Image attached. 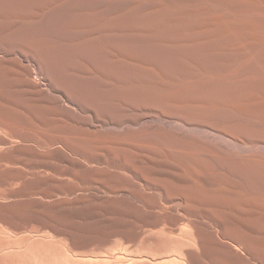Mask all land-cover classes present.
Returning <instances> with one entry per match:
<instances>
[{"label":"bare ground","instance_id":"1","mask_svg":"<svg viewBox=\"0 0 264 264\" xmlns=\"http://www.w3.org/2000/svg\"><path fill=\"white\" fill-rule=\"evenodd\" d=\"M30 63L93 120L7 155L108 175L1 203L41 211L0 224V264H264V0H0V115L56 111L21 101L54 94Z\"/></svg>","mask_w":264,"mask_h":264},{"label":"rangeland","instance_id":"2","mask_svg":"<svg viewBox=\"0 0 264 264\" xmlns=\"http://www.w3.org/2000/svg\"><path fill=\"white\" fill-rule=\"evenodd\" d=\"M30 64H31V65H29L30 67L32 65H34L32 63H30ZM31 69L33 71L32 80L37 82L36 80L39 79L40 81L38 80L37 83H39L42 86V88L44 86L47 87L48 86L46 84L47 82L45 80H43V79L41 80V75H40L37 67L36 66H32ZM35 74H37V75H35ZM35 77H37L38 79H35ZM44 82H46L45 83L46 85L44 84ZM45 87L43 89L44 90L46 89L45 91L50 93V91H51L50 88L49 87L45 88ZM52 92L53 91H51V93ZM53 93H54L53 95L51 94L52 96H50L48 94V97H47V95H45V96H43L41 98H35V97H32V96H26V97H22L21 101L25 102V103H30V102L32 104L34 103L36 106H39V107H50V106H53L52 105V103H53L54 106H55V107L54 106L53 107L56 110L55 112L54 111H43V112L38 114L39 117H40L38 119L31 112L22 111V110L21 111L19 110L18 112L15 113V114H18V118L15 117L16 116L15 114H11V113L10 114L7 113L6 115H3V114L0 115V120H1L0 121V136H1V138L3 136V139L2 140L0 139L1 140L0 141V171H8V170L9 171H16L19 174L25 175L26 179H28V180H32L36 175L43 176V177L48 176V177L54 178L55 182L34 183V184H32L31 186L28 187V189H30L31 193H33V194L27 195L26 191L24 190L25 184H24L23 180L12 179V178H10L8 176L0 177V199L2 200V201H0V204L1 203L2 204L8 203L6 200H8L9 202L19 201V199H21V201H24V200L29 199V198L43 200L42 199L43 198L42 195H40L41 193H51V194H55V195L58 194V197H63L64 195H65L64 197H66V196H71L72 197L73 195L75 196V195H78V194H84V195H89L90 193L96 194L95 191L98 192L99 190L100 191L103 190L100 184H102L103 182L106 181L105 177L108 174H106V173L105 174L104 173H97L96 174V173H93V172H84V171L82 173L81 170L72 167L73 166V162L71 161L72 159H68L67 160V158H55V157L47 158V159L46 158H40V157H38L37 155H35V154L31 153V152L23 153V154L20 153V154L7 155L11 151L10 149L15 146V143L17 144V143L21 142L22 140H23V142H21L22 145H24L26 143L25 145L26 146L28 145L27 147L30 148L32 152H34V151H38V152L39 151L40 152L44 151V147L41 144H39L38 141L29 140V139H25L24 140L22 137L26 136V131L28 129L44 128V127H51V126H55V125H60L58 123H54L53 122L57 118V116L59 118H62V120L64 118V122L61 119L59 120V118H57L59 121H61V124H67V123L68 124H70V123L72 124L71 121H73V122L77 121V122H75L72 125L71 124L67 125L69 128H72V129L75 127L76 123L81 121V119H82L83 122L86 119L88 120L89 118H90V121L93 120V118L91 117L93 115L89 112V110H87V109H78L79 107L76 105V103L74 101L69 100L68 98H64V97L60 96L59 93H56V92H53ZM56 95L59 97L58 99H57ZM60 99L61 100L63 99L61 101V102H63L62 103L63 105L61 104V102L59 103ZM50 101H51V104L49 106L48 104L50 103ZM64 103L65 104L67 103V105H69V106L71 105L72 107L71 106L69 107V106L66 105L67 108H64L65 107ZM56 107H57V109H56ZM73 107H75L76 109H74ZM45 112H47V113H45ZM83 112H85V113H83ZM58 113L59 114L63 113V114L62 115L60 114V116H59ZM78 113L80 115H82V116H80ZM86 113H88V114H86ZM13 115H15V116H13ZM38 115H37V117H38ZM63 116H65V117H63ZM86 116H88V117L85 118ZM79 117H80V119H79ZM37 122H39V123H37ZM83 124H85V123H83ZM83 124L80 123V125H83ZM3 131H4L5 135L3 134ZM18 137H20V141H19ZM13 138H14V140H13ZM21 143H19V144H21ZM10 144H12V145H10ZM70 157H75V156L70 154ZM48 159L49 160L52 159V160H54V162H51L52 160L48 161ZM56 160H58L60 163L58 161H56ZM57 163H59L60 165H63V166H60ZM75 169H77V170H75ZM2 174L5 175V173H0V176ZM103 178H105V179H103ZM85 190L87 191L86 193H84ZM80 191L83 192V193H81ZM15 192H16V194H15ZM70 192H74L75 194L69 195ZM92 194H90V195H92ZM19 195L21 197H19ZM37 195H40L41 197L40 196L38 197ZM14 197L18 198V199L15 200ZM10 198H12V199H10ZM44 201H47V198L46 199L44 198ZM25 209L26 208L6 209V210H3V211L0 210V224L5 221L4 220L5 218H8V219L12 218L15 222H19L21 217H23V219H24V218H27L29 216H34L36 213L41 211V210H37L36 208H35V210H32V209L31 210H25ZM36 211H38V212H36ZM58 214H60V213H57L56 216ZM59 221H64V220H59ZM69 221H71V219H69Z\"/></svg>","mask_w":264,"mask_h":264}]
</instances>
